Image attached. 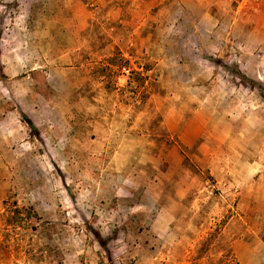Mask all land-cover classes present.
<instances>
[{"label":"rangeland","instance_id":"1","mask_svg":"<svg viewBox=\"0 0 264 264\" xmlns=\"http://www.w3.org/2000/svg\"><path fill=\"white\" fill-rule=\"evenodd\" d=\"M0 264H264V0H0Z\"/></svg>","mask_w":264,"mask_h":264},{"label":"trees","instance_id":"2","mask_svg":"<svg viewBox=\"0 0 264 264\" xmlns=\"http://www.w3.org/2000/svg\"><path fill=\"white\" fill-rule=\"evenodd\" d=\"M214 62L218 65H221V66L227 68V65L224 64V62L220 59H214ZM243 76H244V79H247V77L245 75H243ZM20 113H21V117H22L23 121L31 128L32 132L35 135L39 136V129L36 126V124L34 123V121L24 111L21 110Z\"/></svg>","mask_w":264,"mask_h":264}]
</instances>
